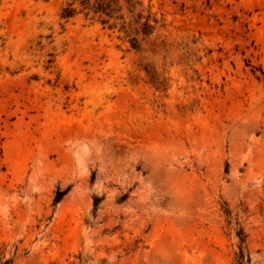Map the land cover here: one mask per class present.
Returning a JSON list of instances; mask_svg holds the SVG:
<instances>
[{
	"label": "rangeland",
	"instance_id": "rangeland-1",
	"mask_svg": "<svg viewBox=\"0 0 264 264\" xmlns=\"http://www.w3.org/2000/svg\"><path fill=\"white\" fill-rule=\"evenodd\" d=\"M133 1L0 0V264H264V0Z\"/></svg>",
	"mask_w": 264,
	"mask_h": 264
},
{
	"label": "trees",
	"instance_id": "trees-1",
	"mask_svg": "<svg viewBox=\"0 0 264 264\" xmlns=\"http://www.w3.org/2000/svg\"><path fill=\"white\" fill-rule=\"evenodd\" d=\"M75 4H78L79 10L75 8ZM125 5L126 12L128 16L130 15L129 21L126 20L127 15L123 13V6L119 0H72V2L66 4L61 10L60 19L68 21L78 13H84L86 17H97L102 25H108L110 29H115L119 26V31L123 32L129 38L131 48L133 50H139L140 44L138 37H150L155 31L157 21L151 18L150 14L143 16V11L135 15V7L141 5L138 1L125 0ZM66 192L67 190L62 192L58 191L54 199V204H57ZM101 200V198L93 199L94 212L98 208ZM237 237L240 246L238 247L235 264H249V255L245 248L242 247L245 244L246 237L242 232H238ZM2 264H9V261H5Z\"/></svg>",
	"mask_w": 264,
	"mask_h": 264
}]
</instances>
